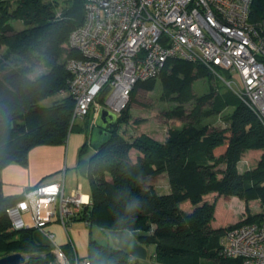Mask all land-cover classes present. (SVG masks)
Wrapping results in <instances>:
<instances>
[{"label":"trees","instance_id":"obj_1","mask_svg":"<svg viewBox=\"0 0 264 264\" xmlns=\"http://www.w3.org/2000/svg\"><path fill=\"white\" fill-rule=\"evenodd\" d=\"M83 20L84 0H0V173L8 163L24 164L36 145L64 143L77 125L71 123L75 101L65 63L77 55L68 35ZM16 21L23 26L15 28ZM249 21L264 30V0L251 1ZM200 76L212 75L199 64L170 59L157 76L135 83L115 123L97 141L88 139L93 148L86 173L91 204L77 220L129 230L139 242L154 245L161 264H240V258L221 254L219 237L226 228L212 221L221 196L256 200L264 210V126L231 91L215 95L212 85L195 98L187 116L183 105L194 96L190 84ZM157 82L161 97L176 102L166 116L188 119L169 125L163 141L143 131L129 135L121 124L131 118L136 90H151ZM48 97L51 103L42 105ZM207 99L210 106L202 110ZM228 107L225 126L206 121ZM221 146L224 151L216 155ZM87 147L85 142L81 151ZM243 157L252 164L240 171ZM163 174L168 192L154 188V178ZM1 185L0 178V257L18 251L25 256L23 264L53 263L51 245L34 238L35 228L11 226L7 208L21 194L5 195ZM211 193H216L213 200L204 199ZM246 206L244 221L228 228L263 216L250 214ZM88 258L91 264H137L125 250L93 239Z\"/></svg>","mask_w":264,"mask_h":264},{"label":"built area","instance_id":"obj_2","mask_svg":"<svg viewBox=\"0 0 264 264\" xmlns=\"http://www.w3.org/2000/svg\"><path fill=\"white\" fill-rule=\"evenodd\" d=\"M251 1L84 0V20L67 41L77 53L65 63L75 101L71 123L89 116L92 127L100 108L119 116L136 82L157 76L168 60L180 59L214 77L227 73L229 79L223 80L229 89L264 126V30L249 21ZM90 204L79 186L65 192L63 172L56 180L25 188L7 214L15 229L43 230L55 219L67 231ZM48 237L51 264H91L88 257L68 256L52 233ZM219 245L223 256L240 258V264H264V214L259 221L224 230Z\"/></svg>","mask_w":264,"mask_h":264},{"label":"crops","instance_id":"obj_3","mask_svg":"<svg viewBox=\"0 0 264 264\" xmlns=\"http://www.w3.org/2000/svg\"><path fill=\"white\" fill-rule=\"evenodd\" d=\"M89 123V116L80 119L64 143L36 145L29 150L24 164L11 162L4 166L0 173L3 194H21L25 188L39 182L56 180L64 172V190L66 193L79 186L82 193L89 195L90 187L86 173L89 157L93 152L89 140H91V131L94 126L90 127ZM222 126H225L224 122ZM151 136L156 140L163 141L166 133L163 136L152 134ZM85 142H88V147L81 151ZM223 151L222 146L215 149V153H222ZM246 159L249 162V157ZM160 177L166 179L165 186L167 188L159 192H168L169 184L166 176L163 174ZM153 183L157 190L156 183ZM228 198L226 199L228 200ZM234 198L240 200L238 197ZM77 221L80 220L74 221L66 231L58 221L52 219L43 230L35 229L33 236L38 242L51 245L48 233H52L53 240L57 244L66 247V251L75 253L79 258L88 257L89 242L90 239H93L99 243H109L125 250L132 261L137 264H161L155 260L154 245H145L139 242L129 230L103 229L95 225L88 226L85 222L77 224Z\"/></svg>","mask_w":264,"mask_h":264},{"label":"rangeland","instance_id":"obj_4","mask_svg":"<svg viewBox=\"0 0 264 264\" xmlns=\"http://www.w3.org/2000/svg\"><path fill=\"white\" fill-rule=\"evenodd\" d=\"M15 25V28H21L22 22L16 21L13 22ZM4 48L0 46V54L3 52ZM70 50V49H69ZM40 70L37 69L35 73H39ZM222 77H208V76H200L193 79V81L190 84L191 92L194 94L192 99L186 103H184L183 107L185 109V114H189V112L194 107V104L196 103V97L205 94L208 92L209 87L212 85L214 94H219L226 91H231L228 87V85L225 83L224 79H229L227 73L224 71H221ZM158 81V79H157ZM162 87L159 82L155 84V86L151 90H145L138 88L135 92L134 101L130 103V114L131 118L126 124H121L122 128H125L129 135L136 136L140 132H147L149 135H164L166 133L167 126H180L182 123H184L188 118L186 115L183 117H171L168 118L166 116V111L169 108H172L176 105V102L174 99H163L161 97ZM232 92V91H231ZM213 99V98H212ZM52 101V97L45 98L42 100V105H49ZM212 101V100H211ZM127 105V104H126ZM210 106V100H206L204 104L202 105L201 109H207ZM231 110L230 107L224 109L220 114H213L210 117L206 118V121H212L213 124H216L218 126L223 125V117L227 115ZM80 119L77 120V122ZM135 120L140 122L139 124H136ZM167 124V125H165ZM151 128V129H149ZM219 152H216V155H218ZM256 162V161H255ZM249 164H252L251 161H247L246 158L243 157L242 160L238 163V169L240 171H244L246 169H249L251 167ZM157 185L158 191L166 190V179L164 177H156L154 178V181ZM216 196V193H211L206 196H204V199L206 200H213V198ZM235 197V196H234ZM229 197L228 200L225 196H221L216 203V212L214 219L212 221L213 225L228 228L230 226H233L235 224H238L247 216L246 212V204L248 203L249 210L248 212L250 214H258L264 213V210L260 206L258 201L250 200L247 203L244 200H237L235 198ZM262 216V215H261ZM258 217V219H261L262 217ZM24 218L26 222L30 223L31 219L29 215L25 214ZM257 219V218H256ZM77 224H83V221H77Z\"/></svg>","mask_w":264,"mask_h":264},{"label":"water","instance_id":"obj_5","mask_svg":"<svg viewBox=\"0 0 264 264\" xmlns=\"http://www.w3.org/2000/svg\"><path fill=\"white\" fill-rule=\"evenodd\" d=\"M117 119V115L106 109L100 108L91 131V143L97 141L106 129L113 125ZM25 256L21 252H12L0 257V264H23Z\"/></svg>","mask_w":264,"mask_h":264}]
</instances>
